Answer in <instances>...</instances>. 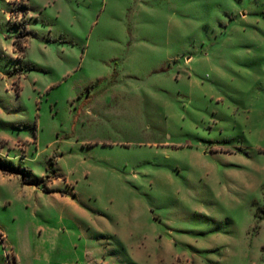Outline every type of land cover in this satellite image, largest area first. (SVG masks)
Listing matches in <instances>:
<instances>
[{"label": "rangeland", "instance_id": "rangeland-1", "mask_svg": "<svg viewBox=\"0 0 264 264\" xmlns=\"http://www.w3.org/2000/svg\"><path fill=\"white\" fill-rule=\"evenodd\" d=\"M0 158V264H264V0H0Z\"/></svg>", "mask_w": 264, "mask_h": 264}, {"label": "trees", "instance_id": "trees-1", "mask_svg": "<svg viewBox=\"0 0 264 264\" xmlns=\"http://www.w3.org/2000/svg\"><path fill=\"white\" fill-rule=\"evenodd\" d=\"M0 171L9 174H21L23 177H26L27 174H30V170L28 168H19L12 162L3 160L2 158H0ZM24 183L32 184L33 182H27V179L24 178Z\"/></svg>", "mask_w": 264, "mask_h": 264}]
</instances>
